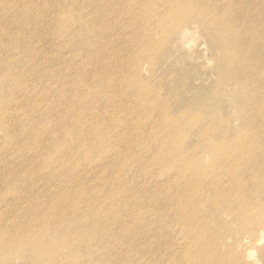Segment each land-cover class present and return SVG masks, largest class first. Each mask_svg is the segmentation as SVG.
<instances>
[{
    "label": "bare ground",
    "instance_id": "obj_1",
    "mask_svg": "<svg viewBox=\"0 0 264 264\" xmlns=\"http://www.w3.org/2000/svg\"><path fill=\"white\" fill-rule=\"evenodd\" d=\"M132 3L137 4L133 9ZM121 22L127 29L130 24L143 26L132 33L134 44L142 41L136 51L130 47L131 40H127V48L117 49L109 42L116 37L111 30ZM263 26L264 0H0V132L5 134L0 136V187L14 181L9 200L6 192L0 193V264L24 256L38 262L48 238H55L56 247L63 250L65 246L73 257L85 254L90 264H103L101 256L111 263V242L117 241L123 253L126 233L133 238L134 250L144 256L148 242L143 228L150 232L154 222L164 226L153 238L170 243L165 210L154 216L145 212L134 224L128 223L129 206H153L143 195L161 198L153 189L168 178L153 177L163 163L169 170L175 169L177 192L191 183L193 174L188 171L199 172L182 162L195 158L189 144L163 140L166 159L160 146L153 153L145 150L152 146L144 134L150 138L154 133L150 128L159 124L162 109L158 105L170 106L178 97L162 98L161 84L149 90L119 80L131 77L126 67H134L144 54L150 58L149 66L155 65L157 55L150 53L153 41L155 50L174 44L178 53L193 41L195 33L207 37L208 49L219 57L214 81L217 94L196 107L180 109L179 117L186 121L188 133L195 135L196 129L206 133L211 129L207 120H217L231 99L246 122V142L239 139V154L222 149L223 144L213 147L214 140L207 148L215 165L221 168L230 158L233 169L245 175L239 178L240 184L225 173L232 172L221 168L219 180L226 184L222 192L231 188L245 194L256 177L264 185V77L259 74L264 72ZM136 33H140L138 40L134 39ZM118 35L126 33L119 31ZM154 36H160L161 42ZM126 51L133 55L131 65L122 63ZM141 68L139 63L134 72L137 79ZM234 83V92L228 96L225 86ZM134 96H139L138 101L133 100L136 104L130 110L126 103ZM140 111L147 119L138 124L135 113ZM163 118L167 125L170 116ZM165 132L161 129L159 134L165 136ZM235 142L234 137L228 143ZM10 144L12 151L7 148ZM27 151L32 154L25 157ZM42 156L49 161L35 159ZM18 157L24 158L19 165ZM97 161L101 163L95 169L104 173L100 179H95L91 167ZM47 163L49 170L39 173ZM135 176L142 178L140 190ZM171 190L163 196L171 198ZM33 228L39 229L36 236ZM47 232L52 235L47 237ZM72 232L75 239L68 235ZM150 248L158 250L154 244ZM123 258L117 261L131 264Z\"/></svg>",
    "mask_w": 264,
    "mask_h": 264
},
{
    "label": "rangeland",
    "instance_id": "obj_2",
    "mask_svg": "<svg viewBox=\"0 0 264 264\" xmlns=\"http://www.w3.org/2000/svg\"><path fill=\"white\" fill-rule=\"evenodd\" d=\"M136 5L132 3L130 8L133 9ZM129 16L135 18L133 15ZM118 21L120 22L121 19H118ZM122 22L116 26V30H111L116 37L113 38V41L109 40V42L112 43L114 49H117L118 47L127 48V40H131L130 47H132L133 51H136V47L142 41L134 44L135 42L131 38L132 33L134 32L133 30L138 31L143 26L140 24H130L127 29L126 27H121ZM133 26H136L137 29H133ZM119 31H124L129 36L118 35ZM139 34L136 33L135 40H138ZM153 38L161 42L160 36H154ZM176 48V45L169 44L163 47V50H155L153 41L150 53L157 55L155 57V65L150 67V58H148V54H144L139 60V63L142 65L139 71V78H136L138 73H134L139 64L137 63L134 67H126L130 73V78L121 77L119 80L124 81L128 86L144 85L149 90H154L161 84L162 98L170 101L169 97H173V95L178 97V101L176 103L171 102L172 105L170 106L158 105L162 109L159 115V124L156 128H150L151 133L154 131L150 138L144 134V138L148 139L152 146L146 147L145 150L153 153L160 146L163 158L166 159L163 151L166 152L167 149L162 145L163 140L169 144L179 143L180 146L189 144L191 148L193 147L192 150H189L190 152L192 151V155L195 158L192 162H185L184 160L182 162L184 166L189 163L192 164L199 172L188 171L193 174L191 183L186 186V190L177 192L174 190L178 184L176 174L173 175L175 169L169 170L163 163L161 169L153 177L160 181L168 178L167 182L162 183L159 187L156 185L153 189L161 198L143 195L153 206H149L146 209H139L135 206L127 208L129 224H134L137 219L136 217L145 212L148 215L154 216L155 214L162 215L165 210V217L168 221L166 225L171 231L169 233L170 238H168L170 239L169 244L164 239L162 241L158 237L153 238L154 233L161 231L164 226L162 222H154L152 227H150V232H147L143 228L148 242L144 250V256L134 250L133 238L130 233H126V235L122 236L127 242L123 253L122 249H119L117 241H112V262L108 263L106 260L109 258L105 256H101L100 261L103 264H122L117 260L122 259V256H124L123 262L125 259L131 262V264H147V262L148 264H264V185H260V179L256 177L250 181L252 182L251 188L245 194L241 195L238 192L239 189L231 190V188H226L225 192H222L226 184H223L219 180L221 168L232 172L231 174L225 173L228 176H235L240 184L239 178H242L245 173L243 174L242 170L233 169V165L229 160L230 158L225 161V165L221 168L215 165L214 159L207 148V146H210L209 143L214 140V143L211 144L213 147L218 148L223 144L222 149L227 151L233 150L236 154H239L242 149L240 142H246V128H244L246 127V122H243V118L237 109L232 107L231 99H229L228 106L218 116L216 115L217 120H207V126L211 128L209 131L202 134V130L196 129L195 132L197 134L195 135L186 131L189 127L186 126V121H182V118L179 117L178 112L180 109L182 110L187 107H196L201 101H205L207 97L213 99V96L217 94L218 83L216 84L214 81L216 79L215 74H217L215 69L216 65H218L216 62L219 57L217 58L211 54L210 49H208L207 37L205 38L198 32L195 33L193 41L185 44L178 53L174 52ZM166 50H168V53ZM124 62L132 64L133 55L130 51L124 53L122 63ZM259 74L264 77L263 71H260ZM236 84L225 86L228 96L233 94ZM223 86L221 85V87ZM138 97H130L127 100L128 103L126 104L130 110L135 107L134 104L136 103L133 100L137 102ZM139 106H143L142 102ZM165 116H170L171 118L167 125L165 124V118H163ZM97 118L100 117L97 116ZM135 119L140 124L147 117L143 111H140L135 113ZM220 121L222 122V126L220 125ZM161 129L166 130L165 136L159 134ZM109 130V128L105 129V131ZM141 130L143 131V128ZM217 131L219 133L215 135ZM117 133L119 135L124 134L122 131ZM182 133L185 134L181 136ZM4 135V132L1 131L0 136ZM234 137L236 138V142L229 144L228 142ZM241 137H243V141L239 142ZM137 138L140 139L139 134ZM153 140L157 143H153ZM7 148L8 151H12L13 144H10ZM26 153L25 157L32 154L31 151H27ZM108 153L112 154L113 149H109ZM240 158L244 157L241 156ZM35 159L43 160L44 162L49 161L45 156ZM15 161L19 165L24 161V158H15ZM100 163L99 161L91 163V167H94V172H96L95 179H100L102 178L100 176L104 175L103 172L97 171L98 168L97 170L95 169ZM42 165L43 167L39 173L49 170L47 167L49 163ZM262 165L264 166V163ZM171 167L174 168V166ZM132 178L134 179L135 186L140 190L142 178L140 176ZM248 178H251V175ZM208 179L210 182H207ZM13 184L14 181L11 180L0 187V193L6 192L5 196L8 200L11 197L9 192L13 191ZM170 187L172 188L169 194L171 198L164 197L163 193H166ZM215 190L222 192L224 195L215 196L209 194L210 191ZM194 201H196L195 205H193ZM20 203L23 204L22 206H26L25 202ZM162 204L166 209H164ZM17 212L23 216L20 210ZM33 229V232L36 233L33 236H36L39 233V229ZM75 234V232H72L68 235H71L75 239ZM51 235V233L47 232V237ZM111 238L114 237L112 236ZM56 243L55 238H48L47 245L44 247L45 249L39 247L41 249L39 251L41 254L39 256L41 257L37 258L39 263L71 264L78 262V264H90L85 254L78 253L75 254L76 257H73L66 252L65 246L63 250H60L56 247ZM153 244L158 250L150 248ZM13 245L17 246V243L14 242ZM129 248H131V251ZM46 258L56 262H49ZM38 262L32 263L31 260H28L24 256V258H16L10 264H39Z\"/></svg>",
    "mask_w": 264,
    "mask_h": 264
}]
</instances>
